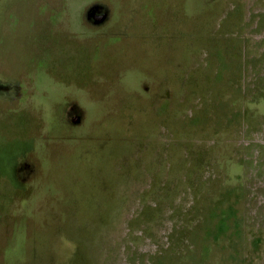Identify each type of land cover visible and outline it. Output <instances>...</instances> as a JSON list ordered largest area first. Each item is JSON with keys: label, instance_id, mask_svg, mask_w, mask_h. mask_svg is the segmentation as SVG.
I'll return each mask as SVG.
<instances>
[{"label": "rangeland", "instance_id": "rangeland-1", "mask_svg": "<svg viewBox=\"0 0 264 264\" xmlns=\"http://www.w3.org/2000/svg\"><path fill=\"white\" fill-rule=\"evenodd\" d=\"M31 1L0 0V264H180L227 183L264 264V0H68L56 42Z\"/></svg>", "mask_w": 264, "mask_h": 264}, {"label": "trees", "instance_id": "trees-1", "mask_svg": "<svg viewBox=\"0 0 264 264\" xmlns=\"http://www.w3.org/2000/svg\"><path fill=\"white\" fill-rule=\"evenodd\" d=\"M236 9L237 7L233 11ZM222 189L219 196L199 214L202 216L198 224L199 230H194L190 238V243L194 245L193 248L185 246L182 252L173 253V255L166 253L163 258L179 261L180 264H240L236 255L239 253L237 242L242 238V229L240 218L235 215L234 197H239L242 188L232 187L227 183ZM222 240L228 241L229 248L222 246ZM202 243L203 246H201ZM226 248L229 250L227 259L222 256V250ZM168 264H173V262Z\"/></svg>", "mask_w": 264, "mask_h": 264}, {"label": "flooded vegetation", "instance_id": "flooded-vegetation-1", "mask_svg": "<svg viewBox=\"0 0 264 264\" xmlns=\"http://www.w3.org/2000/svg\"><path fill=\"white\" fill-rule=\"evenodd\" d=\"M10 1L11 0H9V3ZM67 1L68 0H32L30 2V10H32V15L34 16L33 23L30 22V29L37 33L36 38H39L42 42L48 40L52 42L63 41V38L61 37L62 34L59 30L55 31V27H58V25L62 23L64 24V26L74 23L73 20L69 17L70 10L68 9L69 5ZM98 5L105 4L95 1L84 8L85 10L83 12V17L81 20L82 25L96 26V24H100L95 23V20L93 19V15L96 11L95 8ZM5 12H7L6 15L8 16L9 20H11L12 18L13 20H15V10L13 8ZM6 21L8 22V19H6ZM51 26H53V28ZM46 27L48 28V30ZM48 36H50L51 38H48ZM64 60L65 55H63L62 52L59 53L56 62L60 66H62ZM45 72L48 71H44V73ZM0 91H5L6 93H8L11 91V87L9 85L0 83Z\"/></svg>", "mask_w": 264, "mask_h": 264}]
</instances>
